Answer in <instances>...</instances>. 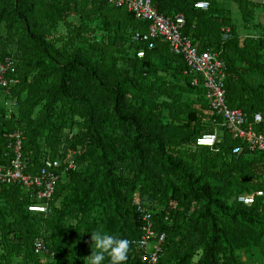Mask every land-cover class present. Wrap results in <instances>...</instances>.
I'll use <instances>...</instances> for the list:
<instances>
[{
	"label": "trees",
	"instance_id": "trees-1",
	"mask_svg": "<svg viewBox=\"0 0 264 264\" xmlns=\"http://www.w3.org/2000/svg\"><path fill=\"white\" fill-rule=\"evenodd\" d=\"M199 1L209 6L197 7ZM234 1L242 25L220 0L152 3L165 16H184L183 36L200 50L219 53L229 104L250 122L261 113L254 129L264 133V24L254 18L262 3ZM84 15L93 22L70 20ZM60 23L67 34L58 36ZM147 23L107 0H0V62L14 61L8 78L17 80L0 84L7 95L0 103V166L11 160L7 134L20 129L28 172L48 157H73L79 167L63 173L48 212L29 210L45 202L32 196L35 190L0 183V264H18L23 255L31 264H50L49 256L55 264H81L80 248L70 242L81 231L127 238L125 264H150L133 243L142 238L146 214L156 238L166 234L158 264H247L240 249L260 248L264 256V196L249 205L237 200L264 191V153L233 138L167 40L155 39L153 48L133 40ZM250 25L262 32L240 33ZM164 58L174 80L159 65ZM217 129L214 147L198 145ZM238 145L244 148L235 153ZM38 237L49 248L44 256L34 249ZM103 264H110L107 254Z\"/></svg>",
	"mask_w": 264,
	"mask_h": 264
},
{
	"label": "built area",
	"instance_id": "built-area-1",
	"mask_svg": "<svg viewBox=\"0 0 264 264\" xmlns=\"http://www.w3.org/2000/svg\"><path fill=\"white\" fill-rule=\"evenodd\" d=\"M117 7H126L137 19L147 21L146 31L137 30L133 33V40L145 42L150 48L155 46V39L164 38L170 44L171 50L184 56L189 69L187 74L193 76L192 84L204 88L205 97L216 110L218 116L223 118V125L232 134L233 138L243 141L249 150H258L264 153V133L256 132L254 125L263 120L261 113H256L254 121H248V114L241 108L232 107L227 99V64L219 56L218 52L200 50L193 41L183 36L182 29L185 25L184 16L175 19L158 12L153 6L152 0H107ZM197 7L207 8L208 1H199ZM224 38L230 35V28L225 29ZM139 56L144 52L140 51ZM15 71V63L11 59L0 62V84L8 86L17 80L8 78L9 72ZM247 125V126H246ZM8 149L11 154L10 163L0 166V183H20L29 190H35L32 196L45 202H37L29 205V210L48 212L56 185L65 171L78 169V163L71 157L69 159L52 158L44 159L39 171L28 172V161L25 158L24 142L25 135L20 129L13 130L7 134ZM218 129L214 133L205 134L198 138V145L214 147L220 140ZM243 145L234 148V152L243 150ZM257 196H264V191L243 193L237 196L239 202L245 204L254 203ZM146 224L143 226L144 233L140 240L134 241V245L142 250V257L150 264H158L162 256V243L166 238L161 233L158 238L153 228L150 214L144 216ZM34 249L37 254L44 256L49 248L44 238L38 237L34 241Z\"/></svg>",
	"mask_w": 264,
	"mask_h": 264
},
{
	"label": "rangeland",
	"instance_id": "rangeland-1",
	"mask_svg": "<svg viewBox=\"0 0 264 264\" xmlns=\"http://www.w3.org/2000/svg\"><path fill=\"white\" fill-rule=\"evenodd\" d=\"M234 4L237 5V3L234 0H227V5L233 6ZM237 7H238V5H237ZM237 15L236 16L234 15L235 18L240 20L241 16L238 17ZM70 20L74 21L77 25H80L82 22H84V23L93 22L92 18L87 17L86 15L81 16V17L80 16H71ZM100 25L103 26L102 23ZM240 25H242V23H240ZM252 28H253V25H250L249 29H252ZM66 32H67V29H66L65 24L60 23L58 26V29H57L58 36L59 35L60 36L65 35V34H67ZM60 44H63V42ZM169 61L170 60L164 58L163 60L159 61L160 62L159 65L163 67V70L166 69L168 72L167 73L168 77L172 78V80H174V77L169 74L170 71H172L174 69V67L171 68L169 66L170 65L168 63ZM168 66H169V68H168ZM178 75H180V74H177L178 78H175L176 82L178 84H184V81H185L184 78L182 76H178ZM194 99H195V96L191 97V99L190 98L189 99L184 98L185 101L187 100L189 102L194 100ZM6 100H7V95L5 93H0V103H4ZM77 128L78 127H75L73 130H77ZM72 223H74V221L72 219H69L67 221V225L72 224ZM91 237H92V235H88V234L81 231L80 235L77 234L76 236H73L71 238V241H70L71 244L75 245V246L77 245L80 248L81 264H88V255L92 249ZM237 252H238L237 254L241 258V260L247 264H264V256L262 255L260 248H254L252 250V253L247 252L245 249H240ZM198 257L199 256L195 257V262L198 259ZM51 258L52 257L49 256V257H45L44 259L47 262H49L50 264H55V261ZM15 260L18 262V264H31L24 255L22 257H17Z\"/></svg>",
	"mask_w": 264,
	"mask_h": 264
},
{
	"label": "clouds",
	"instance_id": "clouds-1",
	"mask_svg": "<svg viewBox=\"0 0 264 264\" xmlns=\"http://www.w3.org/2000/svg\"><path fill=\"white\" fill-rule=\"evenodd\" d=\"M91 239L90 264H103L105 254L110 257V264H125L128 260L130 241L127 238L95 232L92 233ZM93 249H99V251L94 252Z\"/></svg>",
	"mask_w": 264,
	"mask_h": 264
},
{
	"label": "crops",
	"instance_id": "crops-1",
	"mask_svg": "<svg viewBox=\"0 0 264 264\" xmlns=\"http://www.w3.org/2000/svg\"><path fill=\"white\" fill-rule=\"evenodd\" d=\"M254 1L262 3V6L256 8V10H255V17H254L255 21L256 22H260L261 21L264 24V0H254ZM220 2L223 5H224V2L227 4V0H220ZM232 9H233V12H234L235 16L237 14H238L237 15L238 17L241 16V19L238 20V22L241 23L242 15H241V12H240L239 8L237 7L236 4H234ZM239 30H240V33L245 35L246 37L254 35V34L258 35V32H262V30L261 31H256V28L255 29H253V28L252 29H248L247 27H243V26H241V28Z\"/></svg>",
	"mask_w": 264,
	"mask_h": 264
}]
</instances>
